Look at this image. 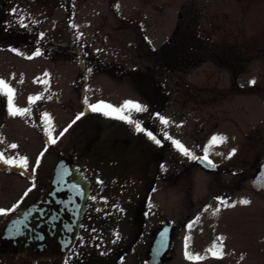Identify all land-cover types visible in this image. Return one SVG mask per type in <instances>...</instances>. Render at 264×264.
<instances>
[{"label":"rangeland","instance_id":"374dc122","mask_svg":"<svg viewBox=\"0 0 264 264\" xmlns=\"http://www.w3.org/2000/svg\"><path fill=\"white\" fill-rule=\"evenodd\" d=\"M0 79L17 108H31L12 116L0 95V152L27 158L0 173L10 197L0 219L44 194L58 160L75 153L92 189L65 262L116 264L134 241L117 264H150L172 223L161 264H264V191L251 188L264 161V0H0ZM126 101L146 110H126L127 122L91 109ZM144 130L160 139V167ZM88 136L98 141L84 151ZM213 136L226 141L209 148L217 171L207 172L196 160ZM186 238L201 259L186 257ZM221 243L222 257L207 251Z\"/></svg>","mask_w":264,"mask_h":264},{"label":"water","instance_id":"95a60500","mask_svg":"<svg viewBox=\"0 0 264 264\" xmlns=\"http://www.w3.org/2000/svg\"><path fill=\"white\" fill-rule=\"evenodd\" d=\"M146 136L154 144L152 134ZM73 163L60 159L53 171L46 192L29 208L14 216L0 235L4 253L29 261H53L64 258L78 238L85 204L90 195V182ZM200 157L197 164L205 171L214 172L216 165ZM101 182L100 179H96ZM255 192L264 190V162L251 181ZM172 225H166L157 234L150 252V264H159L172 244Z\"/></svg>","mask_w":264,"mask_h":264},{"label":"snow or ice","instance_id":"6c2138e0","mask_svg":"<svg viewBox=\"0 0 264 264\" xmlns=\"http://www.w3.org/2000/svg\"><path fill=\"white\" fill-rule=\"evenodd\" d=\"M36 55H40L39 51L36 52ZM45 83H47L45 81ZM250 84H255V80H252L249 82ZM0 95H4L7 98V105H8V112L10 115L12 116H16V115H27L30 113L31 108H17L14 104V96H15V90L10 87V85L5 82L4 80L0 79ZM43 99L42 96H36V97H29V104L31 105L32 103H34L36 100H40ZM91 109L92 111H103L105 115H115L116 118L121 119V120H129V116L125 115V111L128 110H135L137 112L139 111H145L146 109H144L141 105L131 102V101H126L124 103L123 106H121V108H115L114 106L110 105V104H106L104 102H100L99 104L96 105H91ZM44 119L46 121V123L48 124L49 128H51V118L48 116L47 113L43 114ZM80 117L78 116L77 119H79ZM161 122L164 123L165 125L168 123V121L166 119H164L163 117L160 118ZM129 122H131L129 120ZM137 130L142 131L143 129L140 128L139 124L136 125ZM48 135L51 137V131H49ZM149 136H151V133H149ZM152 139L155 140V137H152ZM170 139V138H169ZM226 141V137H221V136H213L210 144L208 147L205 148V156L203 157V159L207 160V153L209 151V148L212 145L215 144H219V143H223ZM52 143H55V140L51 141ZM157 143H159V141H156ZM173 143L177 146L178 149H180L185 155H191V153H189L187 151V149H185L182 145H180V143L178 141H173ZM11 148H16L17 145H11ZM235 154V150L233 149L231 155ZM229 156V158H230ZM0 161H2L5 164L8 165H14V166H18L21 168H26L27 167V158L26 157H20L19 159H12V158H8L5 159L3 157V154H0ZM209 164H211V161H208ZM37 164H39V160L37 161ZM223 203L226 204V206L232 207L234 205H228L226 201H222ZM241 203L244 204H248L249 201L247 200H243L241 201ZM5 210H0V214H4ZM189 228L192 227V225L188 226ZM190 238H186V242H185V247H186V252L185 255L188 259H196L199 260L201 259V257L199 256H195L193 257L190 253H188L187 251V246H188V240ZM221 239L222 238H218ZM209 253H211L213 256H216L217 258L222 257L223 255V250H222V243L221 245L218 247L216 244H213V246L211 248H209L207 250Z\"/></svg>","mask_w":264,"mask_h":264},{"label":"flooded vegetation","instance_id":"af4514ba","mask_svg":"<svg viewBox=\"0 0 264 264\" xmlns=\"http://www.w3.org/2000/svg\"><path fill=\"white\" fill-rule=\"evenodd\" d=\"M127 121V120H126ZM128 122V121H127ZM2 129H3V126H2V128L0 129V132L1 133H3V131H2ZM156 136V135H155ZM60 138L61 137H59V135H58V142H59V140H60ZM156 138L158 139V137L156 136ZM87 140H95V141H98V139L96 138H94V137H92V136H88L87 138H86V140H84V141H82V144H81V148L83 149V146H84V144H85V142L87 141ZM160 140V139H159ZM158 140V141H159ZM81 142V141H80ZM161 147V148H160ZM155 150H154V158H156L157 159V162H158V164H159V167L160 166H162L163 165V161H164V157H163V155H162V152H161V149L163 148L162 147V144H161V142H159V145H157V146H155ZM84 150V149H83ZM92 150V149H91ZM85 151V150H84ZM0 154H2L1 152H0ZM3 157H4V155H3ZM5 158V157H4ZM16 166H14V165H8V164H5V163H3L2 161H0V173H3L5 170H13L14 168H15ZM158 167V168H159ZM103 182V181H102ZM102 184V183H101ZM2 185H3V183L1 184V178H0V189H1V187H2ZM151 189V188H150ZM148 192H149V190H148ZM148 192H147V194L146 195H148ZM42 195V194H41ZM40 195V196H41ZM40 196H38L36 199H34L32 202H30V203H28L26 206H23L22 208L20 207L19 209H17L16 210V212H14V214H13V216L14 215H16V214H18L19 212H21V211H23V210H25L26 208H28L30 205H32L34 202H36L39 198H40ZM9 199H10V197L7 195V197L4 195V193H2V192H0V204L1 203H4V202H8L9 201ZM30 200V199H32L31 198V196H29V198H25L24 200H23V198H19L18 200H16L15 201V203H16V206L15 207H13V209L12 210H14V209H16L17 208V206H18V204H26L27 202H28V200ZM89 200V199H88ZM144 200H146V197L144 198ZM88 202V201H87ZM87 205V204H86ZM144 205H145V203H144ZM144 205H143V207H144ZM2 206H0V208H1ZM86 211H87V206H86V210H85V214H84V218H83V220H82V226H81V229H80V232L84 229V226H85V223H84V221H85V217H86ZM12 216V217H13ZM11 216H10V218L9 219H7V221H6V219L4 218V217H2L1 219H0V234H1V232H2V230L5 228V226H6V224L8 223V221L12 218ZM79 236H80V234H79ZM78 240H79V237H78ZM78 240H77V242H76V244L78 243ZM76 244H75V246H76ZM134 244V241L131 243V246ZM75 246L73 247V249L75 248ZM131 246H129L125 251H123V252H121V254H120V258L117 260V262H116V264L119 262V261H123L124 259H127L126 257H127V255L130 253V251H129V249L131 248ZM134 246V245H133ZM152 247V246H151ZM151 247H150V249H151ZM72 249V250H73ZM72 250L70 251V253L72 252ZM69 253V254H70ZM69 254L65 257V258H61V259H56L55 261H46V262H44V261H28V260H26V259H24V258H22V257H16V256H13V255H9V254H7V253H4L2 250H1V248H0V264H48L49 262H56L57 260H59V263L58 264H70L69 262H65V260H67V258H68V256H69ZM149 255H150V250H149V253H148ZM149 258H150V256H149ZM165 258H166V255L164 256V258H163V261L165 260ZM162 261V262H163Z\"/></svg>","mask_w":264,"mask_h":264}]
</instances>
